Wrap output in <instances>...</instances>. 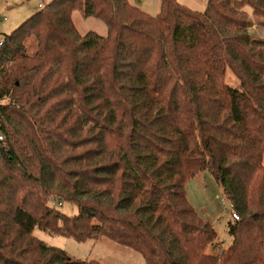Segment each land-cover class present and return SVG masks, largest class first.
<instances>
[{
    "label": "trees",
    "instance_id": "obj_1",
    "mask_svg": "<svg viewBox=\"0 0 264 264\" xmlns=\"http://www.w3.org/2000/svg\"><path fill=\"white\" fill-rule=\"evenodd\" d=\"M247 8L264 16V0L204 11L160 0L154 16L129 0H53L5 35L0 264H102L70 258L36 227L106 237L146 264H264V39ZM75 10L108 34L80 35ZM204 170L239 216L213 254L218 232L185 190ZM61 198L79 213L63 214Z\"/></svg>",
    "mask_w": 264,
    "mask_h": 264
},
{
    "label": "rangeland",
    "instance_id": "obj_2",
    "mask_svg": "<svg viewBox=\"0 0 264 264\" xmlns=\"http://www.w3.org/2000/svg\"><path fill=\"white\" fill-rule=\"evenodd\" d=\"M53 0H0V36L10 35L13 31L42 8L47 7ZM130 3L146 13L154 16L160 10V0H129ZM181 4L195 11H204L207 7V0H177ZM248 16L252 21L249 32L254 38L264 39V16H257L247 8ZM72 20L80 35L94 31L101 36L108 34V27L104 21L96 17H84L81 11L75 10ZM26 51L32 55L37 50V41L30 38L26 42ZM226 82L232 86H238L236 76L228 70ZM188 201L194 207L198 215L205 221H209L216 228L218 237L216 246L207 249L208 254L221 252L227 249L232 237L229 234V223H233L232 213L234 211L231 203L226 199L222 188L215 180L209 170H204L195 177L187 180L185 185ZM62 206H56L63 214L77 215L78 208L59 199ZM53 203V201H52ZM54 204V203H53ZM34 236L48 245L64 250L75 260H97L102 264H146L143 256L131 248L122 246L106 237L88 239L80 242L76 239L62 235L52 234L36 227Z\"/></svg>",
    "mask_w": 264,
    "mask_h": 264
},
{
    "label": "built area",
    "instance_id": "obj_3",
    "mask_svg": "<svg viewBox=\"0 0 264 264\" xmlns=\"http://www.w3.org/2000/svg\"><path fill=\"white\" fill-rule=\"evenodd\" d=\"M39 7L42 8L43 6L39 5ZM3 44H4V38H1V36H0V49L2 48ZM4 138H5L4 136L0 135V141H4ZM62 205H63V203L61 201H59L57 203V206H59V207ZM232 218L237 219V220L239 219V216L237 215V213L235 211H233V213H232Z\"/></svg>",
    "mask_w": 264,
    "mask_h": 264
}]
</instances>
